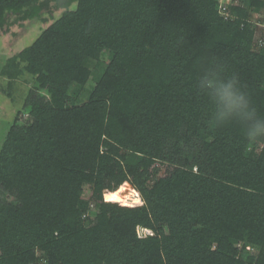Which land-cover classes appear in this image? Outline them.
<instances>
[{
    "label": "trees",
    "instance_id": "obj_1",
    "mask_svg": "<svg viewBox=\"0 0 264 264\" xmlns=\"http://www.w3.org/2000/svg\"><path fill=\"white\" fill-rule=\"evenodd\" d=\"M52 7L0 67L8 97L32 78L0 146V264H264V138L196 89L219 66L264 114V0H0V30Z\"/></svg>",
    "mask_w": 264,
    "mask_h": 264
},
{
    "label": "clouds",
    "instance_id": "obj_2",
    "mask_svg": "<svg viewBox=\"0 0 264 264\" xmlns=\"http://www.w3.org/2000/svg\"><path fill=\"white\" fill-rule=\"evenodd\" d=\"M196 89L207 98L211 122L217 127L239 124L249 140L264 138V114L257 111L237 75L208 67L198 77Z\"/></svg>",
    "mask_w": 264,
    "mask_h": 264
},
{
    "label": "rangeland",
    "instance_id": "obj_3",
    "mask_svg": "<svg viewBox=\"0 0 264 264\" xmlns=\"http://www.w3.org/2000/svg\"><path fill=\"white\" fill-rule=\"evenodd\" d=\"M223 2L228 4L230 0H223ZM73 7L74 5H72V8ZM61 12V8L57 9L52 7L49 13L46 11L44 12L43 17L45 18V21L30 19L22 22V25L15 24L11 26L7 32L0 30V67L7 57L30 45L45 27L60 16ZM252 19L254 21L260 20L261 14H253ZM31 81L32 78L27 74L15 80L12 84L11 97H8L5 92H2L1 90L4 89L7 91V81L0 77V146L12 123L16 111L23 105L26 92L31 86ZM91 85L92 83L90 82L88 87ZM157 166V176H163L166 172V167L163 165ZM89 194L90 191L87 186H85L83 196L88 198Z\"/></svg>",
    "mask_w": 264,
    "mask_h": 264
},
{
    "label": "built area",
    "instance_id": "obj_4",
    "mask_svg": "<svg viewBox=\"0 0 264 264\" xmlns=\"http://www.w3.org/2000/svg\"><path fill=\"white\" fill-rule=\"evenodd\" d=\"M226 7H227V4H225L223 2V0H219V9H220V13H222L223 15H227V11H226ZM261 42V38L258 39V43ZM105 188L103 189V192H102V198H103V201L109 203L105 198ZM142 199V198H141ZM142 200L139 202V203H134L132 204L131 206H134V205H140L142 204ZM148 234H152V232L148 229H142V228H137V235L138 237H143L145 235H148Z\"/></svg>",
    "mask_w": 264,
    "mask_h": 264
},
{
    "label": "bare ground",
    "instance_id": "obj_5",
    "mask_svg": "<svg viewBox=\"0 0 264 264\" xmlns=\"http://www.w3.org/2000/svg\"><path fill=\"white\" fill-rule=\"evenodd\" d=\"M124 203H127V205H128V204H131V203H129V199H128V197L124 200Z\"/></svg>",
    "mask_w": 264,
    "mask_h": 264
}]
</instances>
